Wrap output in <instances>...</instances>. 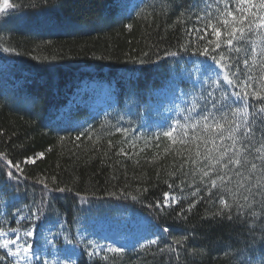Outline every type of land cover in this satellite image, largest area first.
<instances>
[{"label": "trees", "instance_id": "1", "mask_svg": "<svg viewBox=\"0 0 264 264\" xmlns=\"http://www.w3.org/2000/svg\"><path fill=\"white\" fill-rule=\"evenodd\" d=\"M9 3L14 7L0 12V152L14 164L19 161L22 172L14 173L18 181H8L0 163V229L9 233L19 228L21 232L39 221L55 228L62 225L56 241L62 247L76 243L74 235L82 217L113 215L117 210L147 217L155 228L154 238H160L159 247L174 237L189 236L187 248L197 250V255L181 251L180 264H237V250L245 256H264L261 220L246 214L236 218L235 210L232 220L227 215L214 217L219 207L215 197L208 199L207 192L192 195L190 166L185 168L187 178L179 172L171 175L181 163L175 155L180 146H171L166 153L169 139L151 125L159 116L153 114L150 100L172 75L196 62L212 64L197 52L206 41L189 33L201 26L188 12L199 13V0ZM162 3L167 7L162 8ZM182 11L185 14L180 16ZM89 82L107 85L108 97L102 99L108 102L107 111L87 125L74 127L73 121L93 113L91 98L97 89L87 88ZM181 86L188 87V82L182 81ZM207 87L205 82L196 88L197 100L206 95L203 89ZM246 102L259 106L251 98ZM117 127L127 128V136L116 132ZM121 148L129 155H117ZM57 188L67 190L54 191ZM166 192L174 194L178 203L161 210L155 205L158 201L163 204ZM40 202L43 217L16 222V209L25 206L22 214L29 215ZM181 208L184 214L177 215ZM165 228L167 235L162 231ZM3 255L5 251L0 249ZM104 256H90L82 246L74 261L177 264L168 253H160L157 245L148 244L116 256L107 254V259ZM0 264H11V258Z\"/></svg>", "mask_w": 264, "mask_h": 264}, {"label": "snow or ice", "instance_id": "2", "mask_svg": "<svg viewBox=\"0 0 264 264\" xmlns=\"http://www.w3.org/2000/svg\"><path fill=\"white\" fill-rule=\"evenodd\" d=\"M199 3L202 5L199 13L191 10L188 12L190 16L194 15L195 21L201 26L189 29V33L196 40L206 41L202 51L197 47V52L212 61V66H209L211 72L206 77L208 87L203 89L206 95L199 96L198 100L192 99L190 106L185 109L188 115L183 121L176 120L162 133L170 141L169 148L164 151L167 153L171 146H180L175 155L181 158V163L177 172L171 175L176 176L179 172L187 178L189 172L185 168L190 166L193 180L188 188H195L193 196L207 192L208 199L215 197V203L219 207L212 214L214 217L227 215L232 220L235 210L236 218L246 214L260 219V242L264 243V0H199ZM9 7L14 5L9 0H3L0 12ZM161 7H167V3H162ZM184 14L182 11L179 15ZM127 27L131 28V25ZM209 35L212 39L208 38ZM181 48L187 51V46L181 45ZM194 69L196 72L200 71L195 66ZM249 98L258 102L259 106L246 102ZM116 132L127 136L128 129L117 127ZM108 146H113L111 140L108 141ZM131 146L134 148L135 144ZM120 154L129 155L123 148L117 153ZM0 163L5 168L7 180L18 181L19 177L14 173L22 172L20 162L14 164L6 153L0 152ZM39 183L44 184V181ZM168 186L174 187L172 184ZM44 187L47 189V184ZM66 190L54 189L59 192ZM180 190H184L183 186ZM240 200L244 203H240ZM177 203L175 195L170 196L166 192L163 204L158 201L155 206L165 210ZM24 207L16 209L18 224L21 220L34 222L45 215L43 202L30 210L29 215L22 214ZM193 207L194 202L188 205V211ZM184 211L181 208L177 215H183ZM9 231L14 239L7 238L8 231L0 229V236L5 237L0 241V249L5 250V255L0 256V260L11 257V264H48V261L36 253L35 242L31 239L35 234V223L24 231L23 236L19 234V228ZM162 231L168 234V229ZM188 239L190 237L187 235L174 237L171 243L159 247L160 238L157 237L148 240L147 244L157 245L160 253H168L169 259L174 257L177 264H180L181 251L197 255V250L187 248ZM87 246L92 248L88 253L90 256L103 252L104 259L108 258L107 253L114 256L125 253L122 247H101L92 241H88ZM72 254H75L74 250ZM237 257V264H264V256H245L241 250H237ZM57 264L60 262L57 261ZM63 264H76V261L69 255Z\"/></svg>", "mask_w": 264, "mask_h": 264}, {"label": "rangeland", "instance_id": "3", "mask_svg": "<svg viewBox=\"0 0 264 264\" xmlns=\"http://www.w3.org/2000/svg\"><path fill=\"white\" fill-rule=\"evenodd\" d=\"M209 2H212V0H209ZM131 7L132 1L127 6L128 10ZM194 66L200 71L196 72ZM209 66H212V64L206 61L204 63L196 62L194 65L182 66L179 71L172 75L161 90L157 91L150 100L149 104L153 108V114L159 116L151 120V125L153 123L154 127L160 128L164 132L168 130L169 124L174 123L176 120L183 121V118L188 115L185 109L190 106L192 99L196 98V88L207 82L206 77L211 72ZM215 78L213 75V79ZM182 81L188 82V87L181 86ZM84 85L83 83V87ZM100 85H102L101 82L99 84L88 83L87 88L97 89V93L91 98L90 109L93 113L80 122L73 121L74 127L87 125L94 118L106 114L108 102L102 99L108 97V87L107 85L100 87ZM82 99H85V97L81 98L80 102H82ZM40 156V154L37 155V157ZM33 159L31 158L30 161H33ZM78 224L79 227L74 235L77 244L68 243L60 247V244L56 241L59 239V230H62V225H57L55 228L53 225H47L39 221L35 225V234L31 238L35 242L36 253L43 260L48 261V264H57V261L63 263L69 255H71L72 260H75L82 246L88 253L91 252L92 248L87 246L88 241H92L101 247L111 245L126 250L145 245L148 240L154 239L155 236V229L151 227L150 220L147 217L117 210L113 215L82 217ZM24 231L19 232V234L23 236ZM7 238L14 239L15 237L9 232ZM4 239V236H0V241ZM73 250L75 254H72ZM104 254L102 252L99 255Z\"/></svg>", "mask_w": 264, "mask_h": 264}]
</instances>
